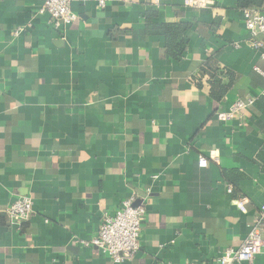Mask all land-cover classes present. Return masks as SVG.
Wrapping results in <instances>:
<instances>
[{"label":"crops","instance_id":"0c3cea01","mask_svg":"<svg viewBox=\"0 0 264 264\" xmlns=\"http://www.w3.org/2000/svg\"><path fill=\"white\" fill-rule=\"evenodd\" d=\"M43 2L0 0V264H112L81 242L130 198L145 219L125 264H214L239 247L264 203V61L238 0H71L63 37ZM160 24L190 25L177 58ZM211 54L238 77L220 102L200 74ZM26 196L17 226L5 210Z\"/></svg>","mask_w":264,"mask_h":264},{"label":"built area","instance_id":"2783aa9c","mask_svg":"<svg viewBox=\"0 0 264 264\" xmlns=\"http://www.w3.org/2000/svg\"><path fill=\"white\" fill-rule=\"evenodd\" d=\"M125 1V0H120ZM159 0H149L150 6L158 5ZM103 6V1L99 2ZM186 6L202 8L203 0H185ZM39 13L47 14L49 24L63 37L67 28L76 20L71 9V0H44ZM242 18L246 31L249 34V45L264 61V41L258 39L264 35V13L255 9L242 10ZM16 30L14 34L19 33ZM255 97L245 100H236L227 113H219L218 120L225 121L242 115L254 105ZM200 167H206L208 162L200 158ZM230 192V187H228ZM33 211V200L26 196L12 202L5 213L10 222L20 226L26 222ZM145 219V210L142 206H134L133 199L125 200L112 213H105L102 217L97 234L87 242H81L86 247L96 248L106 256L112 264H125L130 262L139 250V240L142 225ZM264 203L259 208L258 217L246 240L235 248H225L216 258L214 264H252L256 256L264 251ZM195 264V263H187Z\"/></svg>","mask_w":264,"mask_h":264},{"label":"trees","instance_id":"16d2710c","mask_svg":"<svg viewBox=\"0 0 264 264\" xmlns=\"http://www.w3.org/2000/svg\"><path fill=\"white\" fill-rule=\"evenodd\" d=\"M237 7L242 10L255 9L264 12V0H238ZM189 28V24H160L157 25L154 32L164 37L167 53L171 57L177 58L182 51L181 49L178 51V47L176 48L177 40ZM259 40L264 41V36ZM200 74L203 77H207L206 83L209 86L210 97L215 102H220L238 80V77L234 73L219 66L213 54L200 67ZM224 78L227 79V83L223 82Z\"/></svg>","mask_w":264,"mask_h":264}]
</instances>
